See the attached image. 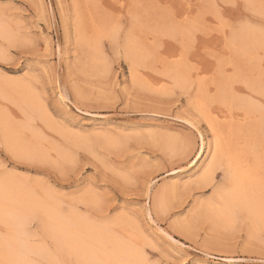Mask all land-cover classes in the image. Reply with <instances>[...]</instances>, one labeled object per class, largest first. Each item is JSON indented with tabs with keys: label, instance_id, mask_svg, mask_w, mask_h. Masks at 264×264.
Instances as JSON below:
<instances>
[{
	"label": "rangeland",
	"instance_id": "1",
	"mask_svg": "<svg viewBox=\"0 0 264 264\" xmlns=\"http://www.w3.org/2000/svg\"><path fill=\"white\" fill-rule=\"evenodd\" d=\"M101 2L111 0H0V32L5 33H0V58L14 62L11 66L0 65V88H7L0 89V121L4 118L14 127L18 124L23 129L19 134L27 135L33 150L51 155L54 162L72 173L65 180L51 169L22 167L19 177L12 179L39 199L54 197L52 201L63 215L75 212L93 225L116 223L115 230L121 235L140 234L141 248L154 264H227L230 259L231 264H264V228L253 229L246 218L242 225L217 224L210 218L209 206L201 207L211 196L208 189L199 187L184 194L187 200L183 207L166 215L157 212L155 203L149 209L144 195L149 178L158 188L182 186L208 158L191 171L171 165L165 170L163 161L183 148L186 126L182 120L190 114L175 109L181 100L187 108L186 93L173 98L171 81L152 73L133 74L127 64L108 75L102 59L90 48L92 21L100 19L97 5ZM128 2L142 5L134 11L147 16L153 12L150 6L156 0ZM248 44L247 40L238 43L239 54L244 55L243 47L247 49ZM150 80H160L162 89L150 85ZM19 85L28 89L34 109L19 103L12 90ZM118 97L124 102L114 105L112 101ZM235 100L226 109L217 107L212 119L235 146L249 143L260 152V121L255 120L259 116H249L246 122L253 121L246 123L241 118V105ZM197 124V135L211 147L214 137L206 122ZM4 138L0 124V141ZM186 171L188 175L179 176ZM94 174L100 180L89 190ZM45 181L51 189L44 186ZM40 191L44 195L47 192L48 197ZM97 192L109 201L102 208L96 205Z\"/></svg>",
	"mask_w": 264,
	"mask_h": 264
},
{
	"label": "snow or ice",
	"instance_id": "2",
	"mask_svg": "<svg viewBox=\"0 0 264 264\" xmlns=\"http://www.w3.org/2000/svg\"><path fill=\"white\" fill-rule=\"evenodd\" d=\"M140 7L143 6L128 0L99 3L97 8L101 16L99 21H92L90 48L102 59L108 75L127 64L134 74L152 73L171 81L173 98L186 93L187 108L181 100L175 109L176 112L184 109L190 114L182 120L186 126L182 134L183 148L179 154L163 161L165 170L168 165L179 170L199 164L204 140L197 135V121L208 122L216 141L215 150L210 152L211 159L206 160L192 178L183 181L182 186L158 188L151 178L148 179V191L144 195L149 209L155 203L157 212L166 215L172 209L183 207L187 200L184 194L199 187L211 193L201 207H215L218 200L234 190L241 175L251 176V155L233 151L231 146L226 148L224 133L212 122V113L217 107H230L231 98L246 101L247 106L241 110L242 119L253 114L259 116L260 201L264 213V0L259 3L255 0H156L150 6L153 12L147 16L134 11ZM241 40L249 41L243 56L238 48ZM13 63L7 57L0 58V65ZM123 102V97L112 101L114 105ZM176 119L181 118L177 116ZM22 167L51 169L65 180L72 176L58 161L54 162L51 155L33 150L26 134H18L15 139L6 136L0 141V174L18 178ZM28 180L30 182L31 177ZM99 180V175L94 174L89 190L94 189ZM44 186L51 189L47 181ZM94 197L98 207L109 203L98 192ZM46 214L43 207H37L27 222L17 226L28 236L29 244L17 245L10 232H6L8 239L0 250V264H154L139 246L120 254L93 251L73 257L71 252L65 253L55 235L47 233L43 219ZM231 217L235 224L246 223L242 207H234ZM3 228L10 230L12 225L5 222Z\"/></svg>",
	"mask_w": 264,
	"mask_h": 264
},
{
	"label": "bare ground",
	"instance_id": "3",
	"mask_svg": "<svg viewBox=\"0 0 264 264\" xmlns=\"http://www.w3.org/2000/svg\"><path fill=\"white\" fill-rule=\"evenodd\" d=\"M91 20H92V18H91ZM0 33L3 36H5L4 32H0ZM92 33H93V31H92ZM243 41H246V40H243ZM84 42H86V40ZM240 42H238V43H240ZM241 44H243V43H241ZM241 47L242 46H240V48ZM247 47H248V45H247ZM243 48L242 49L245 51L242 50V53L245 54L247 52L248 48L245 49V46ZM240 50H239V52H240ZM258 60L259 59H257V61ZM258 73H259V71H258ZM161 78H163V77L161 76ZM145 83L148 84L147 82H143V85ZM161 83L162 82L160 80H152V81L150 80L149 81V84L153 85L158 90L162 89ZM150 85H149V87H150ZM165 85H164V88H165ZM150 88H152V87H150ZM5 89H7V88H5ZM5 89L2 88L1 90L3 91ZM8 90H10V89L8 88ZM12 90H14V93L16 94L15 96L20 99L19 103L21 105H23L24 107H28L30 110L34 109V106H33L34 104L32 105V101L29 100L31 97L28 98V92H29V91H27L28 89L26 90L25 88H23V86L20 87V85H19L16 87V89H12ZM152 90H153V88H152ZM59 96H60L61 102L65 103V99L62 97V95H59ZM12 99H13V96H12ZM230 99H229V103L232 104L233 100L230 101ZM6 100H7V98H6ZM235 101H238L240 103L242 109L247 106L246 101H244V100L239 101L237 99ZM32 106H33V108H32ZM67 109H68V107H67ZM232 109H233V107H232ZM230 110H231V108H230ZM231 115H232V113H231ZM1 116H2V113H1ZM250 117H248V118H250ZM252 117H255V116L253 115ZM229 118H230V116H229ZM3 119H1L2 121H0V124L2 125L4 136L5 137L7 136V137L12 138V139L17 138L18 134L23 129H20V126L18 128V124L16 127L12 126L11 120H10L11 121L10 122L8 119H6V120L5 119L3 120ZM250 120L247 122H250ZM255 120H256V122L257 121L259 122L258 119H255ZM222 121H223V119H222ZM205 122L208 126V122L207 121H205ZM212 122L216 125V127L219 130H221L218 122H215L213 119H212ZM236 122H237V120H236ZM245 122H246V120H245ZM231 123L233 125V122H231ZM244 126H245V123H244ZM208 129L213 134L212 129L209 128V126H208ZM241 129L239 131H241ZM244 129H246V127ZM28 133H30V132H28ZM228 134H229V131H228ZM32 136H34V135H32ZM37 137L38 136H36L35 139ZM213 137H214V135H213ZM100 138H103L104 140H106L105 136L104 137L100 136ZM103 139H102V141H104ZM228 139L229 138L225 139V147L226 148L231 146L233 151H242V152H245V153H248L251 155L253 170H252L251 176L241 175L238 183L234 185V190L232 192L227 193L222 200H218L215 207H206L210 216H211L210 218H212L217 224L224 225V226H231L234 223L232 220V217H231L232 209L234 207H242L245 209V218L247 220H249L251 227L253 229H259L261 227L264 228V213H262V211H261V201H260V169H261L260 152H258L257 151L258 149L255 148V146L252 144L248 143V144H245L244 146L242 145L241 147H237L234 145V143L232 141H230ZM231 140H233V139H231ZM36 142H37V140H36ZM38 148H39V146H38ZM215 148H216L215 137H214V141H213V144L211 145V147L208 143H206L204 141L203 156L200 159L199 164L207 158H208V160L211 159L210 152L214 151ZM65 157H66V155H65ZM199 164L195 165L194 167L190 168L189 170L191 171L195 168L197 169ZM180 175L184 176V175H188V174L186 171V172H182L181 174L179 173V176ZM201 188L206 189L203 187H201ZM40 193H41V195H44L41 191H40ZM46 193L44 195L45 198L48 197V196H46L47 195ZM48 194H49V192H48ZM36 195H34L30 191V189H27L26 187H24L23 184L18 183L17 181L13 180L12 178L0 177V226L4 231V235L0 236V250H2L3 245L5 244V242L8 239V235L6 234V232H10L11 237L13 238V242L16 243L17 245L22 244V243L23 244H29L30 243L28 236L22 230L18 229L17 226L21 223L27 222V220L29 219V217L32 215L33 211L37 207H43L45 212L47 213L43 217L45 224H46V227H47V231L50 234L55 235L58 238V240L61 242V245H62L64 251L66 253L71 252L73 257H75L77 255L83 256V255H85L87 253H91L93 251L96 253H99V254H103L105 252H115L117 254H120V253L125 252L130 247L139 246L141 248L142 243L140 244V241H141L140 240L141 236H139L140 234H138V235L137 234L136 235H134V234L127 235V234H125V232L123 233V231L119 230L120 232L123 233L121 235L120 233H118L115 230V227L117 225L116 223L115 224H106V225H93L90 221H87L86 219L79 217L75 212L73 213L72 210H71L72 214L69 213L70 215H68V214L63 215L62 213H60V210H58L59 207L57 208V206L55 204L56 202L52 201L55 199L54 197L52 200L49 197L46 199H37L38 195L37 196ZM57 203H58V205H61L59 203V201ZM146 216H147L146 219L148 220V222L152 223L149 215H146ZM5 222H8L9 224L12 225V228L10 230H5L3 228V224ZM142 241H143V238H142ZM143 243H144V241H143ZM231 261H232L231 259L226 260L227 264H231L232 263Z\"/></svg>",
	"mask_w": 264,
	"mask_h": 264
}]
</instances>
